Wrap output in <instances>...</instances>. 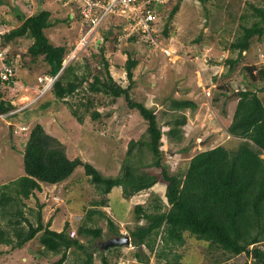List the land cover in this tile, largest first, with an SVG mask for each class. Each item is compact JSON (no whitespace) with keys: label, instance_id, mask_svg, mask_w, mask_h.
<instances>
[{"label":"rangeland","instance_id":"rangeland-1","mask_svg":"<svg viewBox=\"0 0 264 264\" xmlns=\"http://www.w3.org/2000/svg\"><path fill=\"white\" fill-rule=\"evenodd\" d=\"M30 4L27 7L24 0H12L11 4L0 7V18L2 15L9 16L10 26L16 24L12 5H17L24 15L41 8L50 9L51 20H59L46 30L50 41L55 45L66 46L63 64L66 66L72 63L79 75L88 73L87 81L94 73L104 74L101 64L104 58L113 79L125 87L129 82L124 68L127 53L137 60L133 68L135 84L131 96L154 110L163 133V161L172 172L184 173L189 159L197 151L219 144L227 148L237 146L240 139L226 131L237 101L236 90H255L264 103V77L255 71L257 80L252 81L244 70L245 66L251 65H255L258 70L264 68V34L260 38L254 36L250 48L241 55L230 47L241 34L243 26H251L259 19L254 8L264 9V0H182L164 34L163 29L172 6L166 3L161 10L156 9L161 17L153 34L159 46L169 49V57L159 47L151 46L140 32L130 35L123 33L120 25L122 18L115 14L108 15L85 47L77 46L84 32L81 30L79 10L73 3H67V0H33ZM31 42L30 38L24 36L9 44L13 51L25 54L22 59L26 65L19 69V78L14 85L6 90L0 87V100L11 99L16 110H26L18 113L19 116L15 118H0V184L23 173V147L31 127L37 123L42 124L46 132L62 143L69 158L79 157L93 164L104 176H115L120 172L129 141L148 139L146 122L137 111L127 107L123 96L113 98L102 94H87L86 82L66 100L56 101L49 93L50 90L41 91L44 85L39 82V78L49 76L46 74L49 67L41 57L32 60L26 52ZM230 58L237 60L230 64ZM207 88L211 93L206 105L207 99L203 93ZM90 96L95 99L94 105L84 112L78 102H85ZM171 98L194 99L197 108L193 111L172 110L169 106ZM53 100L52 105H46ZM69 103L77 106L83 117L81 123L71 115ZM210 109L214 112L212 118ZM93 110L100 113L99 118H91ZM182 114L186 120L181 128V138H169L168 122ZM22 125H25L24 131L20 130ZM132 152L134 156L130 160L131 165L137 167L139 163L148 170H158L147 166L152 158L145 148L140 151L135 146ZM140 155L142 159L137 162ZM102 198L107 199V205L98 206V209L111 217L122 235H129V230L134 227L132 211L136 203L150 207L159 199L163 208L168 207L165 182L162 180L128 198L123 196L119 187H114L103 196L84 174L83 167L78 166L56 187L43 186L25 199L22 209L34 221V211L41 204L42 217L44 221H51L52 228L61 230L64 222L68 221L70 229L76 231L83 223L86 210ZM30 208L33 209L32 213L29 212ZM93 217L95 220L88 224L101 226L102 238L91 240L88 236L75 235L93 253V264H100V252L107 255L109 264H136L139 260L134 256L136 252L140 253L142 260L147 259V264H166L164 260H156L153 252L145 246L122 244L104 248L110 238L107 237L105 219L97 215ZM184 234L185 243L174 247L176 254L181 255L178 264H252L249 255L228 257L215 245L198 240L187 232ZM38 249L36 238L15 249L0 244V264H54L60 257V254L46 252L36 260L33 255ZM172 254L174 252L169 257ZM82 257L80 251L71 248L64 264L78 263Z\"/></svg>","mask_w":264,"mask_h":264},{"label":"trees","instance_id":"trees-1","mask_svg":"<svg viewBox=\"0 0 264 264\" xmlns=\"http://www.w3.org/2000/svg\"><path fill=\"white\" fill-rule=\"evenodd\" d=\"M181 1L169 2L172 6L167 15L164 34L167 33V24L178 11ZM12 6L14 23L17 25L10 26L9 16L2 15L0 27L8 30L0 35V47L9 45L19 37L30 38L32 42L26 52L32 60L41 57L49 67L46 74L55 76L63 67L66 46L53 44L46 30L59 20L52 21L51 11L47 8L24 15L17 5ZM164 6L165 4H159L157 9L161 10ZM254 11L259 19L251 26H243L241 34L230 44L231 49L237 50L238 55L250 48L254 36L260 38L264 34V9L254 8ZM123 22L121 19V26ZM11 51L13 55L19 53L13 49ZM24 55L20 54L21 59H24ZM127 55L124 68L129 82L125 87L113 79L108 62L102 58L104 74L94 73L87 81L88 73H84L86 76L77 74L75 67L70 63L64 66L54 79L49 93L56 101L66 100L86 82L87 94H102L113 98L123 96L127 107L137 111L146 122L145 132L148 139L130 140L120 172L115 176H104L93 164L82 161L79 157L69 158L62 143L46 132L42 124H35L31 127L23 147V173L0 184V244L10 245L15 249L36 238L40 248L33 255L36 260L50 252L60 254L54 264H64L68 251L75 248L83 255L80 262L75 264H93V253L75 235L88 236L91 240L102 238V227L88 224L95 220L94 215L105 219L107 237L122 235L111 217L98 209V206L107 205V199L102 198L94 202L86 210L83 223L76 231L70 229L68 221L64 222L59 231L50 228L51 221H43L41 204L38 205L37 211H34V221L22 209L24 200L39 191L42 183H61L76 167L82 166L84 174L103 196L118 186L123 196L128 198L151 188L160 180L165 182L168 207L163 208L159 199L150 207L136 203L132 211L135 224L129 230L130 243L136 247L145 246L153 252L156 260H164L166 264H178L181 255L176 254L174 247L185 243L184 233L187 232L198 240L207 241L211 246L215 245L228 257L245 254L251 257L252 264H264V103L257 92L247 88L236 90L237 101L230 122L226 125V131L232 137L240 139L237 146L227 148L219 144L197 151L189 159L185 172L178 174L170 171L163 161V133L154 110L131 96L135 84L133 68L137 60L131 54ZM23 59L20 68L26 65ZM236 60L230 58L228 62L232 64ZM244 70L252 81L257 80L255 71L264 77V68L258 70L255 65H251L245 66ZM18 78L17 72L6 86L0 87L6 90L14 85ZM93 98L90 96L85 102L79 101L78 106L83 108L84 112L89 111L94 105ZM53 102L54 100L49 101L46 105L50 106ZM169 104L175 111H193L197 108V102L190 98H171ZM69 107L71 115L81 123L83 117L79 114L77 106L69 103ZM13 109L16 108L11 99L0 100V114ZM23 110L26 108L9 114L8 118L19 116L18 113ZM99 116L97 110L91 112L92 119ZM185 120V115L182 114L168 122L169 138H181V128ZM135 146L140 151L145 148L151 153L152 160L147 166H153L157 171L148 170L139 163L137 167L131 165ZM141 159V155L138 156L137 162ZM29 212L32 213L33 209L30 208ZM171 252L174 254L169 257ZM134 256L139 258L136 264H147V259L142 260L140 253L136 252ZM99 261L100 264H109V259L103 252L99 253Z\"/></svg>","mask_w":264,"mask_h":264},{"label":"built area","instance_id":"built-area-1","mask_svg":"<svg viewBox=\"0 0 264 264\" xmlns=\"http://www.w3.org/2000/svg\"><path fill=\"white\" fill-rule=\"evenodd\" d=\"M27 7H30L33 0H24ZM39 0H36V2ZM66 2V0H64ZM176 0H67L71 2L79 10L81 20V30L84 32L79 38L77 44L80 47H85L90 42V37L97 32L98 27L108 17V15H118L123 19V33L130 35L134 32H140L142 36L150 43L151 46L159 47L166 56H170L169 49L159 46V41L153 34L155 24L159 19V12L156 11L157 5L168 4ZM66 4V3H65ZM32 11L29 12L31 14ZM8 29L0 27V35L4 34ZM94 35V34H93ZM22 59L19 53L12 54L11 47L6 45L0 47V86L5 85L14 74L20 69ZM55 76H43L39 78V82L43 83L44 87L41 91H47L51 88ZM45 81V82H44ZM6 86V85H5ZM210 89L204 90V97L207 99L206 105L209 103ZM23 108V107H22ZM20 109H15L7 113L0 114V118L16 112ZM210 111H212L210 109ZM212 111L211 117H214ZM21 126V129H24ZM73 234V232L71 233Z\"/></svg>","mask_w":264,"mask_h":264},{"label":"water","instance_id":"water-1","mask_svg":"<svg viewBox=\"0 0 264 264\" xmlns=\"http://www.w3.org/2000/svg\"><path fill=\"white\" fill-rule=\"evenodd\" d=\"M62 68L57 72L56 77L58 74H60ZM122 244H127V245L130 244V236L129 235H120V236L110 237L106 241L104 248L113 247V246L122 245Z\"/></svg>","mask_w":264,"mask_h":264},{"label":"crops","instance_id":"crops-1","mask_svg":"<svg viewBox=\"0 0 264 264\" xmlns=\"http://www.w3.org/2000/svg\"><path fill=\"white\" fill-rule=\"evenodd\" d=\"M9 2H10V3H9ZM11 2H12V0H11V1L8 0V2L0 0V7L5 6L6 4H11ZM49 10H50V9H49ZM48 36H49V35H48ZM58 184H59V183H58ZM43 186H54V187H56L57 184H53V185H50V184H41V188H43ZM117 187H118V186H117ZM117 187H116V188H117ZM119 188H120V187H119ZM45 220H46V219H45ZM43 221H44V219H43ZM44 222H47V220L44 221ZM50 228H52L51 225H50ZM52 229H54V228H52ZM54 230L59 231L60 229H54Z\"/></svg>","mask_w":264,"mask_h":264},{"label":"clouds","instance_id":"clouds-1","mask_svg":"<svg viewBox=\"0 0 264 264\" xmlns=\"http://www.w3.org/2000/svg\"><path fill=\"white\" fill-rule=\"evenodd\" d=\"M65 65L63 64V67H64ZM63 69V68H62ZM62 71V70H61ZM55 78H56V75H55ZM25 109V108H24ZM22 110V109H21ZM19 111V110H18ZM18 111H16V112H18ZM14 113V112H13ZM1 114H3V113H1ZM9 115V114H8ZM8 115H6V116H4V117H8ZM2 119V118H1ZM13 124V123H12ZM11 124V125H12ZM22 126H25V125H22ZM20 130H22V131H24V129H21L20 128ZM15 132H18V130L17 129H15ZM42 184H45V183H42ZM50 185H52V184H50ZM131 244V243H130Z\"/></svg>","mask_w":264,"mask_h":264}]
</instances>
